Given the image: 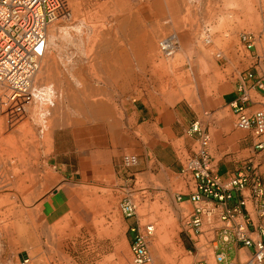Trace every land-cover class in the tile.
Returning <instances> with one entry per match:
<instances>
[{"label":"rangeland","instance_id":"374dc122","mask_svg":"<svg viewBox=\"0 0 264 264\" xmlns=\"http://www.w3.org/2000/svg\"><path fill=\"white\" fill-rule=\"evenodd\" d=\"M147 1L70 0L71 16L49 27L50 39L52 30L56 37L33 77V99L11 102L0 84V264H134L129 217L121 207L125 198L137 205L134 223L156 224L153 259L146 264H195L175 200L190 179L169 170L155 175L159 167L154 162L148 164L150 177L136 175L144 149L127 128V110L84 108L101 101L120 108L133 97L164 106L182 100L197 109L208 106L225 84L251 68L240 33L259 30L238 29V1L230 0L224 6L230 17H222L220 1H200L189 6L182 27L157 33L155 20L144 15ZM216 11L221 17L211 24L207 15ZM185 28L191 34L184 40L180 34L177 53L163 57L158 40ZM197 111L206 119L207 110ZM97 123L113 136L120 182L67 175L84 166L82 134ZM253 137L244 132L241 139ZM176 150L184 161L188 151L182 142ZM130 153L139 155V163L125 167L123 156ZM16 164L20 178L8 180ZM17 177L20 184L12 188ZM182 206L192 209L188 203ZM205 252L209 264H216L212 250Z\"/></svg>","mask_w":264,"mask_h":264},{"label":"built area","instance_id":"2783aa9c","mask_svg":"<svg viewBox=\"0 0 264 264\" xmlns=\"http://www.w3.org/2000/svg\"><path fill=\"white\" fill-rule=\"evenodd\" d=\"M71 13L70 0H0V84L5 88L6 99L14 103H29L33 99L32 80L49 50V27L61 18L70 17ZM259 38L253 31L240 34L242 46L249 51L256 49ZM205 40L211 41L208 36ZM180 46L177 32L167 33L158 40V50L165 58L173 57ZM263 56L261 48L257 57ZM248 80L254 81L253 86L264 97V68L248 69L241 76L239 91L242 96L231 102L235 128L260 138L256 146L264 149V103L252 112L247 109ZM190 133L198 138L199 148L182 161L183 172L189 175L190 182L185 191L177 193L175 200L184 232L194 242L198 253L196 264H209L206 247L212 250L216 264H225L226 249L232 244L251 249L245 264H264L262 174L249 160L241 171L222 178L212 162L208 129L197 119ZM138 163V154L123 156L125 167ZM183 203L190 204L192 209L188 212ZM121 207L124 216L137 215L133 200L125 198ZM131 230L134 233L130 243L133 263L152 262L150 242L156 224L137 220Z\"/></svg>","mask_w":264,"mask_h":264},{"label":"crops","instance_id":"0c3cea01","mask_svg":"<svg viewBox=\"0 0 264 264\" xmlns=\"http://www.w3.org/2000/svg\"><path fill=\"white\" fill-rule=\"evenodd\" d=\"M200 1L204 2V4L220 1L218 3L222 6L220 9H223L222 17L231 16L226 14L227 10L224 11L226 9L224 6L230 0H148L144 15H150L155 20L157 23L155 27L160 28L156 32L159 33L161 29L182 27L183 19L189 6L196 5ZM236 1H238V29H243V27L258 29L259 33L257 34L260 36L258 43H261L264 41V0ZM217 11L210 16L207 15L213 20L211 24H215V18L221 17V13H217ZM203 20L204 24L206 19ZM177 33L181 43L180 34L182 35V40H184L185 35L191 34V30L185 28ZM261 48L263 47L261 46ZM260 49L257 45L256 49L247 50L250 52L248 58L252 69L264 68V56L261 58L257 57ZM244 72H240V76L235 78L236 80L234 79L233 82L225 84L218 94L213 96V101L201 109L195 108L185 100L179 101L172 106H164L153 104L145 98L133 97L124 102L120 108L118 105V107L114 106L113 103L101 101L93 106H87L84 110H127V128L144 149L140 157V166L138 168L140 171L135 173L136 175L146 174L147 177H150L148 164L149 162H154L156 167H159V171L155 175H159L161 171L166 172L169 170L189 178V175L183 172L182 159L178 156L176 145L182 142L184 148L188 151V155H192L198 150V138L191 135L190 129L193 122L199 119L211 134L210 150L213 157L212 162L216 172L222 178H228L230 175L238 173L249 160H252L264 179V149H259L256 146L260 138L253 137L249 141L241 139L245 131L235 130V113L231 102L242 96V92L239 91V84ZM247 83L249 100L246 106L252 112L262 107L264 97L253 86V80H248ZM197 110H207L205 111L206 119L201 117ZM210 110L215 111L211 113L209 112ZM225 110H230V113L223 117L222 112ZM103 128L102 123H97L94 129L84 128V133L82 134L84 143L81 148L86 157L84 160L85 164L80 172L72 170L67 173L68 176L72 175L74 177L75 174L80 173L81 179L85 181L101 183H111L112 181L117 183L121 181V178H123L122 169L117 167L119 162H116L115 158H113L116 151L112 147L113 136ZM63 166L67 169V164L64 163ZM230 203H233V201ZM128 223V231L132 239L134 233L131 229L134 225V217L128 218ZM189 247L190 251L194 249L197 262L199 257L193 241ZM225 253V264H245L251 249L241 244H232L226 249Z\"/></svg>","mask_w":264,"mask_h":264},{"label":"bare ground","instance_id":"6f19581e","mask_svg":"<svg viewBox=\"0 0 264 264\" xmlns=\"http://www.w3.org/2000/svg\"><path fill=\"white\" fill-rule=\"evenodd\" d=\"M48 35H49V43H50V41H52V40L55 39V37H56L55 35H56V34H55V32L52 30V31H51V39H50V32H49ZM13 107H14V106H13ZM14 111H17V110H14ZM24 164H25V163H24ZM24 164H23V165H24ZM18 166H19L18 164L14 165V167H13V169H12V171H13L14 174H13L12 176L10 175L9 179L7 178L8 180H14V177H15V176H18V177H19V175H18V171H17V170H18V169H17ZM22 167H23V166H22ZM26 167H27V166H26ZM28 167H29V166H28ZM10 170H11V169H10ZM31 170H33V168H31ZM5 171H6V170H5ZM12 171H11V172H12ZM8 172H10V171H8ZM27 173H28V169H27ZM31 173H32V172H31ZM11 174H12V173H11ZM6 175H8V174H6ZM32 175H33V174H32ZM13 176H14V177H13ZM4 177H5V176H4ZM18 177H17V178H18ZM2 178H3V177H2ZM5 178H6V177H5ZM19 178H20V177H19ZM19 178H18L15 182H14V181L12 182V188H16V185H17L18 183L20 184V179H19ZM21 182H22V181H21ZM22 183H23V182H22ZM23 185H24V184H23ZM17 186H18V185H17ZM19 186H20V185H19ZM27 186H28V185H27ZM9 197H10V196H9ZM6 199H7V198H6ZM5 201H6V200H5ZM8 201H9V200H8ZM14 208L16 209L15 206H14ZM9 210H10V209H9ZM12 210H13V207H12ZM10 211H11V210H10ZM11 214H12V213H11ZM11 230H12V229H11ZM8 232H9V231H8ZM11 235H13V234H11ZM10 238H11V237H10ZM12 239H15V237L12 236ZM25 239H27V238L25 237ZM26 241H27V240H26ZM15 242H16V240H15ZM17 242H18V241H17ZM17 242H16V244H18ZM10 243H11V242H10ZM12 243H13V242H12ZM38 251H39V250H38Z\"/></svg>","mask_w":264,"mask_h":264}]
</instances>
